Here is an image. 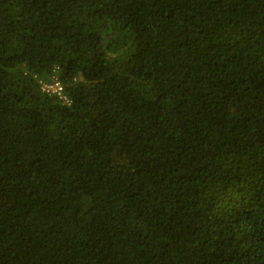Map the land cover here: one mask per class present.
<instances>
[{"label": "trees", "instance_id": "obj_1", "mask_svg": "<svg viewBox=\"0 0 264 264\" xmlns=\"http://www.w3.org/2000/svg\"><path fill=\"white\" fill-rule=\"evenodd\" d=\"M0 264H264V0H0Z\"/></svg>", "mask_w": 264, "mask_h": 264}, {"label": "built area", "instance_id": "obj_2", "mask_svg": "<svg viewBox=\"0 0 264 264\" xmlns=\"http://www.w3.org/2000/svg\"><path fill=\"white\" fill-rule=\"evenodd\" d=\"M39 89L44 94L56 96L62 102L68 103L67 98L64 96L62 85L55 77H52L49 81H40Z\"/></svg>", "mask_w": 264, "mask_h": 264}]
</instances>
